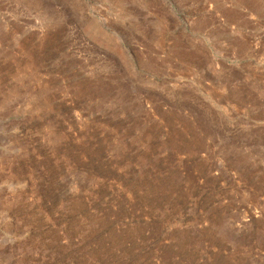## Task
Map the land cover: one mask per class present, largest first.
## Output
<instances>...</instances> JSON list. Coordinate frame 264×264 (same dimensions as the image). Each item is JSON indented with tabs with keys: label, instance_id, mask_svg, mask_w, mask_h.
<instances>
[{
	"label": "rangeland",
	"instance_id": "rangeland-1",
	"mask_svg": "<svg viewBox=\"0 0 264 264\" xmlns=\"http://www.w3.org/2000/svg\"><path fill=\"white\" fill-rule=\"evenodd\" d=\"M0 264H264V0H0Z\"/></svg>",
	"mask_w": 264,
	"mask_h": 264
}]
</instances>
